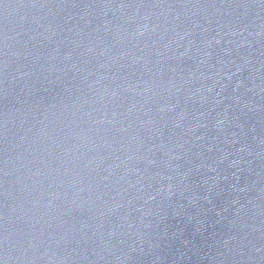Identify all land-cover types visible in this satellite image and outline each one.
I'll return each instance as SVG.
<instances>
[{"label":"water","instance_id":"obj_1","mask_svg":"<svg viewBox=\"0 0 264 264\" xmlns=\"http://www.w3.org/2000/svg\"><path fill=\"white\" fill-rule=\"evenodd\" d=\"M0 264H264V0H0Z\"/></svg>","mask_w":264,"mask_h":264}]
</instances>
